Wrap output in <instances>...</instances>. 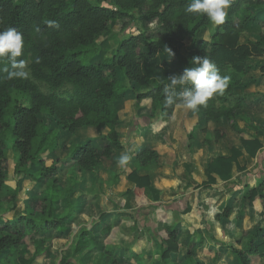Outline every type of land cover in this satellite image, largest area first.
Here are the masks:
<instances>
[{
    "label": "trees",
    "instance_id": "1",
    "mask_svg": "<svg viewBox=\"0 0 264 264\" xmlns=\"http://www.w3.org/2000/svg\"><path fill=\"white\" fill-rule=\"evenodd\" d=\"M189 0H0V30L16 28L23 34V54L17 59L29 61L30 77L27 80L6 79V73L0 71V215L6 209L4 203L12 202L16 190L10 191L5 183L8 169L7 152L10 148L16 156L13 172L24 175L34 181L42 180L43 193L35 200V205L27 204L26 213L15 221H5L0 227V254L3 250H13L26 246L31 234H42L52 230L63 231L73 213L69 202L71 186L60 185L58 172L61 168H72L78 172L94 170L103 159L111 158L115 150L122 149L117 125L119 122L118 105L127 91L135 90L134 98L140 102L151 99L152 121L163 114L169 118L174 107L164 105L163 84L167 78L180 74L184 68L191 67L194 56H207L219 69L221 76L230 77L223 95H213L206 106H199L205 116L233 119L243 108L246 99L244 89L246 78L256 66L264 77V36L256 41L240 42L246 37V27L259 23L255 11L264 8V0H232L227 9L224 23L216 25L209 40H197L199 32L211 26L205 15L187 14L185 8ZM55 21V25H49ZM121 22L120 29L127 32L114 47L110 57L98 61L83 63L81 54H87L98 45L100 36L112 35L111 23ZM157 26L155 30L152 26ZM40 31L36 32L35 28ZM136 27V32L131 29ZM134 30V29H133ZM104 37L103 40L112 37ZM189 43L184 54L182 49ZM172 50L168 57L164 48ZM40 58L39 63L34 59ZM261 63V65H257ZM8 66L6 58L0 59V68ZM126 79L128 88L119 77ZM37 82L44 83L50 90L69 84L65 95L57 92L43 93ZM27 98L28 104H23ZM44 112L61 129L71 136V144L65 159L56 160L47 165L42 154L48 149L47 139L51 128L42 130L39 115ZM249 120V118L244 115ZM108 128L105 144L101 149L93 145V138L84 142H74L78 128ZM234 125H232L233 127ZM257 129L258 125H252ZM6 133L11 143L6 141ZM224 136V132L215 131V139ZM192 138L188 133V139ZM242 146L249 157H256L262 147L255 136L242 137ZM240 151L232 148L228 157H217L215 163L220 175L228 174L232 164L237 163ZM158 155L150 149H136L135 162L138 167L156 163ZM134 184L133 193L136 204L152 200L150 176L139 175L136 170L128 175ZM71 183L68 181V184ZM264 177L259 176L256 187L245 184L243 200L245 204L259 213H264ZM11 193L10 197L4 196ZM7 197V199H5ZM66 199L67 208L59 215L56 205ZM226 207L216 218L227 217ZM105 215H101L104 217ZM166 212L156 207V218L165 221ZM108 232L110 227L100 229ZM92 228L81 227L74 237L73 253L80 252L93 237ZM262 228H257L246 237L245 244L234 250L237 264H252L264 256V237ZM178 230L168 225L159 231V240L166 245L160 252L162 264H169L171 253L178 251ZM262 238L260 244H256ZM85 242V243H84ZM186 256L192 261L194 249ZM35 256L44 255V240L36 241ZM102 257L109 259L108 264H118L110 250L105 249ZM215 255L212 263H214ZM96 264H101L98 261Z\"/></svg>",
    "mask_w": 264,
    "mask_h": 264
},
{
    "label": "crops",
    "instance_id": "2",
    "mask_svg": "<svg viewBox=\"0 0 264 264\" xmlns=\"http://www.w3.org/2000/svg\"><path fill=\"white\" fill-rule=\"evenodd\" d=\"M255 13L259 23L246 27V37L240 38L241 43L264 36V8ZM215 26L212 23L199 32L196 39L209 40ZM108 41L111 40L107 39L106 43ZM248 74L246 78L250 77V80L244 89L243 108L232 120L207 117L199 108L192 111L175 106L169 118L160 114L149 121L151 99L136 102L134 89L140 88L127 91L118 105L116 128L122 149L115 150L111 158L103 159L90 172L65 167L58 172L60 185L71 186L69 202L73 213L65 230L31 234L26 246L3 250L0 264H96L98 261L108 264L109 259L102 257L105 249L112 252L118 264H162L160 252L166 245L159 240V231L168 225H174L179 235L178 251L171 253V264H185L187 252L199 240L201 244L194 249V262L226 264L227 257L229 264H237L234 250L242 248L247 235L262 228L264 237V213L247 206L243 200L244 185L256 187L259 176L264 177V77H260L258 66ZM252 125H258L257 129ZM216 130L224 132V136L215 139ZM107 131L106 126L78 128L74 141L84 142L92 137L94 147L101 149L108 144ZM188 133L192 136L190 140ZM253 135L262 144L254 158L248 156L241 142L242 137ZM58 138L42 157L47 165L68 155L71 136L61 129ZM138 148L155 151L157 162L138 167L135 162ZM232 148L241 154L237 163L232 164L231 171L220 175L212 169L219 168L215 160L230 156ZM125 152L132 159L120 167L118 158ZM134 170L139 175L150 176L151 201L136 204L134 184L128 180ZM5 183L10 191L17 190L14 200L3 204L6 209L0 215V227L5 221L13 222L24 215L28 202L24 184L17 180L13 184L6 180ZM38 190L31 196L40 197L44 186ZM262 193L264 195V189ZM67 206L66 199H61L56 205V214H61ZM157 206L166 212L165 221L156 218ZM226 207L230 208L229 215L216 218ZM81 227L92 228L93 237L80 252L73 253V240ZM106 227H110L108 232L100 230ZM40 240H44V255L35 256V243ZM261 242L262 238L256 244ZM250 260L252 264L262 260L264 264V256L258 260L250 257Z\"/></svg>",
    "mask_w": 264,
    "mask_h": 264
},
{
    "label": "clouds",
    "instance_id": "3",
    "mask_svg": "<svg viewBox=\"0 0 264 264\" xmlns=\"http://www.w3.org/2000/svg\"><path fill=\"white\" fill-rule=\"evenodd\" d=\"M232 0H189L185 8L187 14L205 15L215 25L224 23L227 16V9ZM49 25H55V21H49ZM36 32L40 29L37 26ZM23 34L16 28L8 27L0 30V59L6 58L8 66L0 68L6 73V79L27 80L30 77L28 68L29 61L17 59L23 54ZM164 51L168 57L174 53L165 47ZM35 63L40 58L34 59ZM191 67H186L180 74H174L167 78L163 84L164 105L166 108L180 106L188 110L197 111L199 106H206L208 99L213 95H223L228 87L230 77L221 76L216 64L207 56H194L191 60ZM132 159L127 152L122 153L118 158L120 167L126 166Z\"/></svg>",
    "mask_w": 264,
    "mask_h": 264
},
{
    "label": "rangeland",
    "instance_id": "4",
    "mask_svg": "<svg viewBox=\"0 0 264 264\" xmlns=\"http://www.w3.org/2000/svg\"><path fill=\"white\" fill-rule=\"evenodd\" d=\"M121 27V22H115V23H111V36L108 35V37H112L110 40L106 43V41L103 40V37H99L97 39L98 41V45L96 46V48L94 50L88 51L87 54H81V59L83 63H89V62H98L101 60H104L108 57H110L113 53L114 47L115 45L124 37L127 36V32L120 29ZM157 26H152V29L155 30ZM134 29V30H133ZM133 29H131V31L133 33L136 32V27H133ZM188 49V43H185L184 48L182 49V52L185 54L186 51ZM119 80H121L123 82V84H125V86L128 88V82L126 79H123L121 76L119 77ZM39 89L43 92L48 94L49 92H57L60 93L61 95H65L67 89L70 88L69 84H65L63 85L61 88H58L56 90H50V88L45 85L44 83L41 82H37ZM141 90V89H139ZM23 104L27 105L28 104V100L27 98H23ZM39 119L42 121L43 127H41L42 130H46L47 128H51V131L48 134V139H47V146L48 149L50 147L53 146V144L55 142H57L59 140L58 136H60V126L56 125V122L48 116L47 113L42 112L39 115ZM87 127H83V129H86ZM89 129V128H88ZM6 141L8 143V145L11 143V137L9 136V133H6ZM75 142V141H74ZM83 140H80V142H76L77 144L82 143ZM47 149V150H48ZM7 156H8V169H7V174H6V181L10 184L15 183V181L17 180L19 183L24 184L23 186L26 187L25 189V193L28 195V199H27V204L34 206L35 205V200L37 199V197L35 196H31V193L36 192L38 193V189H40V187L42 186L43 181L39 180V181H33L30 177L28 176H24V175H15L13 172V166H14V162H15V158L16 156L14 155V153L12 152V150L9 148L8 152H7ZM42 157L44 158V153L42 154ZM60 176V175H59ZM22 186V185H21ZM37 186V187H35ZM37 188V189H36ZM246 240V239H245ZM194 256V255H193ZM186 263H189L190 261L188 260L187 256L185 257ZM192 261H194L193 257H192ZM172 262L170 261V264ZM224 263L229 264V260L227 259V257L224 260ZM254 264H262V260H258L257 262H254Z\"/></svg>",
    "mask_w": 264,
    "mask_h": 264
}]
</instances>
